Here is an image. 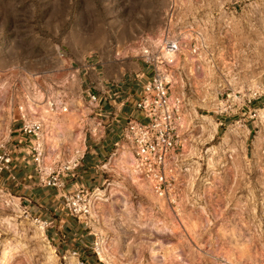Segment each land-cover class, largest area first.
Masks as SVG:
<instances>
[{
  "label": "rangeland",
  "instance_id": "rangeland-1",
  "mask_svg": "<svg viewBox=\"0 0 264 264\" xmlns=\"http://www.w3.org/2000/svg\"><path fill=\"white\" fill-rule=\"evenodd\" d=\"M156 37L179 42L172 64L164 43L146 47L182 100L176 202L133 180V164L123 169L128 139L111 165H84L94 124L61 114L54 122L81 139L41 127L38 155L52 164L36 166L43 186L52 171L81 175L66 193L85 190L90 213H42L40 200L37 213L16 209L0 191V264H264V0H0V131L32 121L28 93L82 97L92 62L107 78L134 74L148 65L140 47Z\"/></svg>",
  "mask_w": 264,
  "mask_h": 264
},
{
  "label": "crops",
  "instance_id": "crops-1",
  "mask_svg": "<svg viewBox=\"0 0 264 264\" xmlns=\"http://www.w3.org/2000/svg\"><path fill=\"white\" fill-rule=\"evenodd\" d=\"M146 62L148 65L144 63L142 68L134 74L128 73L117 79L107 78L100 69V63L92 62L80 76L79 85L82 97L75 100H67L63 97L66 102L70 103V106H74V109H76V101L80 100L82 107L81 109L77 107L73 115L80 117L86 113L89 121L94 124L91 141L89 145L85 141L81 155L84 165L97 164L100 160H106L104 162L106 163L108 159L106 165H111L115 160V151L128 147L126 136L128 120L132 117H142L136 102L142 96L144 84L152 79L155 71L153 63ZM92 93L97 95L96 101L90 99ZM83 98L88 101L87 106ZM23 123L22 117L13 118L0 131V151H8L12 156L9 167L0 173V191H3L5 195H7L5 191H8V194L16 199L17 207L25 203L31 211L37 213L36 200H40L39 205L44 206L45 209L42 213L44 211L45 213H59L62 210L70 215L65 208L63 195L70 189L78 188L77 181L82 179L81 175L78 174L72 178L76 172L61 173L66 181L64 188L43 186L35 162V156L38 155L35 148L38 150L40 145L37 143L36 136L25 134L21 130ZM96 125L98 134L94 133ZM42 160V164L38 160L41 167L44 165V159ZM42 194L45 195L44 198ZM32 202L35 204L30 206Z\"/></svg>",
  "mask_w": 264,
  "mask_h": 264
},
{
  "label": "built area",
  "instance_id": "built-area-1",
  "mask_svg": "<svg viewBox=\"0 0 264 264\" xmlns=\"http://www.w3.org/2000/svg\"><path fill=\"white\" fill-rule=\"evenodd\" d=\"M165 47L169 51L178 50V43L168 40ZM148 61L155 60L150 51L144 53ZM168 83L163 73L155 68L152 79L143 86L142 96L136 102L140 117H132L127 123V139L134 158V169L148 182L153 192L162 199L174 204L177 198L179 169L176 156L179 152L180 141L178 121L182 100L174 97L171 100ZM97 95L90 94L92 101ZM42 124L35 121H25L21 130L39 138ZM36 153L39 149L35 148ZM39 160V155L35 156ZM12 161L10 152L0 151V173L7 169ZM48 187L64 188V178L60 172L52 171L42 178ZM64 204L68 213L73 217L82 218L90 213V205L85 190L65 193Z\"/></svg>",
  "mask_w": 264,
  "mask_h": 264
},
{
  "label": "bare ground",
  "instance_id": "bare-ground-1",
  "mask_svg": "<svg viewBox=\"0 0 264 264\" xmlns=\"http://www.w3.org/2000/svg\"><path fill=\"white\" fill-rule=\"evenodd\" d=\"M164 40H165V37L150 38L148 40L147 44L144 46H141L139 50H141L145 53L149 50L146 47H153L154 49L159 48L164 43ZM168 40L166 39L164 44H166V42ZM184 41H186L185 38L182 41H180V43H183ZM160 51H161L162 57L165 60H167L168 62H170L171 64L174 63L175 59H177V55H178L177 51L178 50L169 51L165 47V45H163V48ZM158 69L163 73L165 80L167 82H171L172 84L174 83V78L171 76V74H168L165 72L164 67L162 65H160L158 67ZM173 99L174 98L171 97V100H173ZM23 102H24V106H22V108L25 110V113L28 114V116L30 117V119H32V121L34 120L35 122H40L41 124H44L45 127L42 125L44 130H46V128H49L50 126H53L54 128L56 127L55 129H58V130H62L63 128H65L63 131V134L65 136L68 135L71 139H73V141H76V144H77V142H79L81 137H79V134L77 133L78 129L71 130L70 127L68 129H66V127H65V125H63V123L58 122L59 120L57 122H54V121L61 114H63V116H69V117L74 116L73 114H74V111H76L77 107L79 109H81V107H82L80 100L76 101V103H75L76 109H74V106L71 105V106H73V108H72L70 106V103H66L64 98L61 97L59 94L53 93L52 95H50L48 97L47 94H43L41 92H36L33 94L28 93V95H26L23 98ZM23 109H22V111H23ZM78 111H80V110H78ZM183 124H184V118L182 116H180V119L178 121V126L181 127V125H183ZM43 131L40 132V135L41 134L43 135ZM42 138L40 137V140ZM44 139H45V137H44ZM44 139H43V141H44ZM39 143H40V147H41L42 142L39 141ZM41 161H43V160L40 159V162ZM124 161H125L126 165L123 167V169L127 170V168H129V166L131 164H133V167H134L133 154H126ZM51 164H52V160H49L48 157L44 158V165H42V166L44 167L45 170L48 171L50 169ZM131 173H132V179L133 180H135L136 177H138L140 180L143 181V178L137 173V171L135 169H133ZM141 183H142V187L145 190H148L150 188V187H148L149 184L147 181H145V182L143 181ZM97 199H100V192H94L92 194V197H91V206H92L91 213L92 214H94L93 207L95 206L94 203L96 202ZM93 204H94V206H93ZM14 208L18 209L17 206H15V205H14ZM102 248H103V244H102ZM1 254H2V256H5V254H6L5 250H2Z\"/></svg>",
  "mask_w": 264,
  "mask_h": 264
}]
</instances>
